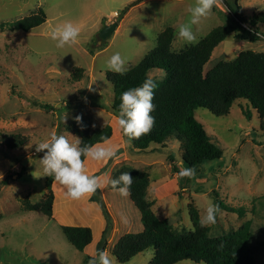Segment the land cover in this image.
<instances>
[{"label": "rangeland", "instance_id": "obj_1", "mask_svg": "<svg viewBox=\"0 0 264 264\" xmlns=\"http://www.w3.org/2000/svg\"><path fill=\"white\" fill-rule=\"evenodd\" d=\"M135 1L0 0V26H4L0 27V138L19 134L25 142L14 150L0 142V180L11 177L7 185L0 187V264H88L84 252L68 244L60 228L84 226L82 212L64 203L60 212L52 207L49 219L39 212L24 210V201L38 203L51 193L53 198L57 195V201L65 202L64 190L58 183L53 182L47 190V176L35 179L32 173L43 174L40 160L44 152L36 151L37 144L46 142L53 133L76 141L78 137L67 129L73 124L80 126L76 116H82V123L89 129L109 125L113 135L117 134L116 141L121 139L123 133H117V117L110 110L112 85L105 76L109 72L106 62L114 53L119 52L126 59L129 69L155 47L158 34L168 27L174 30V50L192 45L180 40L177 31L180 24L190 22L189 8L195 0H144L127 11ZM223 1L192 26L198 41L214 27L230 24ZM238 4L247 20L264 12V0H238ZM39 10L46 16L43 24L27 32L8 27ZM65 22L73 23L81 31L78 43L61 49L49 34ZM113 23H117L116 29L101 40L104 26ZM258 28L263 37L264 26ZM246 51L264 53V37L257 43L226 38L212 52L205 70L218 61H232ZM74 68L82 69L78 82L71 80ZM149 78L161 81L163 73L151 71ZM42 105L51 109L44 110ZM243 111L250 113L249 119ZM194 115L222 150L219 160L195 166L192 179L180 178L181 168H188L182 160L183 146L169 140L139 152L130 167L150 175V197L159 188L155 182L162 183L160 194L168 195L157 200L153 210L179 234L192 230L189 205L197 208L200 219L215 196L225 205L242 210L241 217L235 212L220 211L217 222L207 226L208 236H227L249 222L247 251L255 264H264V119H259L245 101L235 102L228 116L217 117L207 109H197ZM95 163L86 160L88 170ZM99 172L101 169L96 174ZM93 206L99 212L95 202ZM161 206L165 207L159 211ZM92 232L94 244L98 237ZM91 251L89 248L88 254ZM151 257L152 250L147 249L126 264H148Z\"/></svg>", "mask_w": 264, "mask_h": 264}, {"label": "trees", "instance_id": "obj_2", "mask_svg": "<svg viewBox=\"0 0 264 264\" xmlns=\"http://www.w3.org/2000/svg\"><path fill=\"white\" fill-rule=\"evenodd\" d=\"M136 0L127 11L142 3ZM223 5L229 12L230 24H223L211 29L198 43L187 45L176 51L172 48L174 30L166 28L158 34L155 47L146 53L123 76L114 72H106L107 81L112 85L113 99L110 110L118 116L121 94L129 88L139 87L149 78L151 71H161L163 79L155 81L153 104L155 111V126L149 135L139 140H133L131 147L138 152L146 151L150 145L162 146L169 140H176L183 146L182 160L188 167L201 165L203 162L219 160L222 150L218 148L206 133L202 124L195 119L197 109H207L217 117L228 116L230 107L237 101H245L256 112L259 119H264V53L241 52L229 62L218 61L209 70L205 66L209 62L214 49L226 38L257 43L261 40L258 26H264V12H260L247 20L238 4V0H224ZM216 10V8L213 7ZM125 13V12H124ZM120 17V16H119ZM46 16L42 10L36 15L24 18L14 24H9L12 30L27 32L43 24ZM117 24V23H116ZM243 25V26H242ZM1 28L4 26L1 25ZM105 27V26H104ZM82 74L81 68H74L71 80L78 82ZM44 110L51 109L48 105L41 106ZM243 115L250 118L248 111ZM85 125V124H83ZM72 125L68 131L82 141L83 145L102 144V137H112V128L104 125L89 129L85 125ZM1 143L9 150L21 147L25 142L19 134L1 136ZM122 172H129L133 177L129 199L140 214L143 230L140 233H129L122 236L110 254L119 264L129 263L137 255L147 249L152 250L148 264H176L178 261L190 258L205 264H255L247 251L251 236L249 222H245L236 231L227 236L211 238L208 227H201L197 208L189 205L188 214L192 230L183 234L177 233L166 219H158L152 211L153 202L147 198L149 174L130 166H120L112 173V179L118 178ZM101 173V172H99ZM94 174V175H99ZM11 179L6 176L0 180V187L7 185ZM53 180L46 177V189L50 190ZM110 189L111 186H109ZM53 195L49 193L38 203L24 201V207L29 212H39L47 218L52 216ZM102 210L106 225L96 245V250H105L106 238L110 230V217L98 190L91 196ZM220 211L235 212L242 216V210H236L217 200ZM61 232L76 251L83 252L92 241L91 229L87 227L61 226ZM220 245H223L220 248ZM88 259V258H86Z\"/></svg>", "mask_w": 264, "mask_h": 264}, {"label": "clouds", "instance_id": "obj_3", "mask_svg": "<svg viewBox=\"0 0 264 264\" xmlns=\"http://www.w3.org/2000/svg\"><path fill=\"white\" fill-rule=\"evenodd\" d=\"M219 2L220 0H195L194 6L189 8L190 22L178 26V38L187 44L198 43L192 26L198 24L201 18L206 17ZM80 31L78 26L71 22H65L54 27L49 35L56 42V47L62 49L65 46L78 43ZM106 68L108 71L121 76L128 71L127 61L119 52L114 53L108 59ZM157 87L156 82L152 78H148L141 86L129 88L121 94L117 123L129 142L149 135L154 128L156 121L151 113L155 111L153 99ZM74 119L82 129L86 127L82 123V116L78 115ZM101 139L105 145H108L107 147L99 145L81 146L82 141L79 138L75 142H70L64 135L53 133L46 142L36 145L37 152H44L40 160L43 166V174L34 175L32 173L33 177L35 179H39L41 176L51 177L53 182L58 183L64 189L65 196L74 201L90 198L106 186H111L123 197L129 196L133 183V177L129 172H122L115 179H105L100 175H90L88 172L86 160L103 162L117 156L118 147L111 145L106 137ZM195 175V167L181 168L178 173L180 178L188 179L194 178ZM219 212V206L210 202L205 215L200 219L201 227L214 225L217 222ZM222 247L223 245H220V248ZM88 264H118V262L107 251L98 250L96 255L89 259ZM177 264H197V262L186 258L178 261ZM199 264H205V262L201 260Z\"/></svg>", "mask_w": 264, "mask_h": 264}, {"label": "crops", "instance_id": "obj_4", "mask_svg": "<svg viewBox=\"0 0 264 264\" xmlns=\"http://www.w3.org/2000/svg\"><path fill=\"white\" fill-rule=\"evenodd\" d=\"M118 128L119 127H117V129ZM117 133H121V130H117ZM116 135L117 134L113 135V130H112V137L109 140V142L111 145L118 147L119 150H118L117 156L111 160H107L103 162H96V161L90 160L92 163L96 162L95 164H97V165H94V167L91 170H88L90 175L96 174L97 171L101 169L100 176L104 177L105 179H109L112 177V173L115 170V168L123 166V165L131 166V163L134 161V159L138 157L139 152L133 149L129 145V142L126 139L125 140L123 139L124 136L121 134L120 135L121 139H119V141H116L118 140ZM99 146L107 147L108 145H105L104 143H102V144H99ZM98 164L101 166H99ZM154 185L159 187L158 190L154 191L150 197L148 189H147L146 195H147L148 200L153 202V206H152L153 213L156 215L158 219H160V217L155 213L153 208L157 204L156 202L157 200L161 201L168 194L166 193L160 194V192H162L161 188L163 187L161 182L159 183L155 182ZM149 186L150 187L153 186L151 182H149ZM100 191H101V199L103 203L105 204V208L111 220L110 230L106 238V248H105V251L110 253L111 249H113L117 241L122 236L129 234V233H133V234L140 233L143 230V226L140 221V214L138 210L134 207L133 203L130 201L129 196L123 197L119 194L118 191L110 189L109 186L104 187ZM54 197H55L54 202H53L54 211H56L55 209L57 207V211L60 212L64 203H66V205L68 203L72 204V207H75L74 208L75 211L83 213L82 214L83 219H84L83 223L85 224L84 226H76V227H87L91 229V232L93 230L96 232L98 240L97 242L94 243L95 245L93 244V241H91V244L87 248H85L83 251L86 258H88L89 260L92 256L96 255L97 253L96 245L99 242L100 237L106 225L105 219L102 214V210H100L99 208V212H98L97 208L93 209L94 202L91 203V200H90L91 197L84 198L81 200H76V201L72 200L73 203H71V199L67 198L65 194L63 196V198L65 197V202L57 201V198H58L57 195H55ZM164 207L165 206L158 207V210L160 211L162 208L164 209ZM161 220H163V218ZM89 248H92V251L90 252V254H88L87 252Z\"/></svg>", "mask_w": 264, "mask_h": 264}, {"label": "water", "instance_id": "obj_5", "mask_svg": "<svg viewBox=\"0 0 264 264\" xmlns=\"http://www.w3.org/2000/svg\"><path fill=\"white\" fill-rule=\"evenodd\" d=\"M116 27H117L116 23L105 26L100 32V39L106 40L110 36V34L116 29Z\"/></svg>", "mask_w": 264, "mask_h": 264}, {"label": "built area", "instance_id": "obj_6", "mask_svg": "<svg viewBox=\"0 0 264 264\" xmlns=\"http://www.w3.org/2000/svg\"><path fill=\"white\" fill-rule=\"evenodd\" d=\"M113 17H117V14H116V13H114V14H113Z\"/></svg>", "mask_w": 264, "mask_h": 264}]
</instances>
